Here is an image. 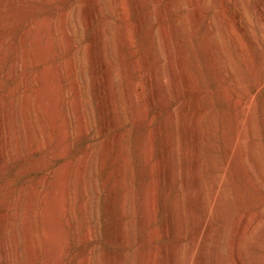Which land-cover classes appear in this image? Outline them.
Listing matches in <instances>:
<instances>
[{"label": "rangeland", "instance_id": "1", "mask_svg": "<svg viewBox=\"0 0 264 264\" xmlns=\"http://www.w3.org/2000/svg\"><path fill=\"white\" fill-rule=\"evenodd\" d=\"M9 1L11 2V0H0V125L2 124L0 144H2L1 141L3 138H6V140L2 142L6 143L7 139L9 140V143L11 142L10 144L8 142L6 143L7 146L5 145L6 147L2 150L3 155L0 158V216H2L7 211L10 213L13 212V214L15 212L14 215H20L22 213L25 214L27 210L26 203L29 201H32L31 206L33 208L40 210L41 213L43 212L44 214L46 210L45 208H47V203L50 201L49 197H51L52 195V189L54 188V184L58 179L57 176H59V174L64 171H76V168L80 164L81 159L83 158L85 153H87L90 149H94L97 154L96 159L90 166V170L91 177H94L97 182V188H95V190L97 189V191H99L96 195L97 199L99 198L97 200L98 202H96V204L93 206V220L98 222L101 221V223L99 222L100 228L98 237L94 239L93 244V246H98V244L100 245L98 246V251L100 250L99 253L97 251L98 255H103L102 253L104 252L102 251H106V253H115L118 257L122 258V260L125 259L124 264H143L142 253L148 250L147 253H149L151 260H149L147 264H167L168 257L165 255V253H163V251H165V249L167 248L169 250H174L177 248V246H179L177 249L179 252L178 254L179 257L181 256L180 259L183 260V257L184 255H186V253L182 254L181 252H183L184 250L187 252L186 249L189 248V244L195 234V223L198 219V214L197 212L195 214L194 209L192 210L191 206L187 207L186 212L188 213H186V216L188 218L187 222L189 221V223L185 224V233L182 239L179 238L176 226H170V228L167 229V223H170L173 203L176 199L177 189H180L181 180L177 182L171 179V163L170 160L163 155L161 138L156 135V133L152 135L153 143L151 142V166H149V163L147 165L143 164L142 156L147 152V149L149 151V130L152 129L150 131H153V129L156 128L159 124L160 119L166 114V112L162 113L158 107H151L149 105L150 90L146 75L144 74H146V67L149 66V58L151 56V38L153 39L154 46L155 44L157 46V48H155L156 54L159 53L157 54V56L161 58L162 64L160 63V66L162 65V69L166 68V65L164 64L166 58L164 56V49L162 46V29L164 28V26H166L168 27L169 31V27L171 26V19L167 17V3L171 2L172 5L170 4V7L174 8L177 18L183 20V18H186V15H188V11L190 8L189 6L191 4L190 1L186 2L188 5L185 3L182 7L178 5V0H146L145 2L143 1V3H139L138 0H120L118 9L121 10L118 11L115 8L114 2L112 3V0H100L101 6L104 8V10L107 9L106 13L108 15L106 27L108 33L107 37L109 36L107 42L110 43L108 44V54H110L108 56L112 58V63H114V66L117 67L118 71V73L115 75L116 77L114 76V82L117 91V103L119 104H117V111L119 113L118 116L120 120V125L118 126V128H116L115 130H110L105 134L101 133L103 129V120L97 101L98 99L97 96H95L96 93L94 91L91 79L94 65L87 53L83 59V65L85 62L84 66L87 67H84L85 73L88 74H86L88 76L86 77L88 89L87 92L84 93V97L86 98L88 104L90 131L88 134H83L78 130H74V127L76 126V115L72 112L69 104L70 101L73 100L74 95L69 93L67 94L70 87L69 83L71 77L70 75H68L69 71L65 64L66 60L69 57V53L68 50L64 47L60 46L59 48L58 46V43L60 42H58V40H60L61 38L59 37L61 36V32L60 29H58V26L55 28L52 27L55 31L54 47H56V45L58 46L55 48L54 58L52 59L50 58V56H48L49 58H47V60L44 59L42 55H40V48L42 46L40 48L38 47L39 45H42L39 44L41 42L39 41L40 29L38 27H41L42 23L47 22V20H49V17L50 19H56L63 11H69L70 13H72V11L76 8L77 10L79 9V18L70 17L71 20H69V22H72V25H78L76 26V30H74L76 28L75 26L71 30L73 38L78 43V50L83 51V48L85 47V44L87 42V45L92 44L96 25L98 23L90 27H87L86 25V22L90 15V9L88 8L89 6L86 5V3H88L90 0H24L21 3H15L13 7L9 5ZM199 1L202 6H205L203 8L205 10H208L207 16L210 18L212 23L210 25L209 21L208 25L210 34L212 36V43H214L215 40H219V33L217 25L212 21V16L215 12L213 0ZM79 3L81 4V6ZM138 5L141 6L139 7ZM71 15L72 14H70V16ZM45 17H47V20H45ZM17 20L20 22L18 23ZM122 24L125 25V33H123L124 38L122 37L123 39L118 35V30L120 29ZM189 24V27L186 28V31L182 30V39L184 43H186L185 46L188 50V53L191 54V52L197 51L196 55H198V57L195 56L194 64L196 65V71L201 78L200 85L204 86L202 88L206 94L204 95L205 98L203 99V101L205 100L204 103L206 102L205 105L207 106L208 112L215 115L212 127L214 128V130H216L218 136L216 135L217 137L214 141L212 160L218 163L217 166L222 168L227 164V156L230 148L229 146L231 145L232 141L231 138H233L235 128L239 121L238 113L241 112L242 107L246 102H249V100L252 101L251 121L248 123L246 132L249 137L250 143L252 142L251 150L253 153L255 164L257 166H254V169H252L253 167H250V169L248 168L249 174H247L243 170V166L239 159H235V161H233V163L229 166V172L227 176V188L229 190V193H227V196L229 203H232L230 204L233 213L232 223L234 226L240 215L244 213H250L251 215H253L256 211L264 212V183H262L260 179V175L264 177V87L261 88L258 92L254 90V84L251 74L248 72V70H246L243 61L238 56L237 50L231 44H229L228 41V48L230 49L231 56L232 58L235 57L233 59H237L236 61L238 63L240 72L238 74L240 75V77L239 79H236L235 75H233L234 73L232 74L231 71L227 73V84L231 87H234L232 89V93L235 95V97L232 99L229 98V96H225L220 91L219 82L215 77L214 71L208 66L205 53L203 51L204 25H202L199 21L192 23L191 25ZM13 25L17 28V32L13 33L11 31L13 29L12 27H14ZM26 29H29L30 31ZM25 34H27V37H25ZM82 35L83 37H81ZM22 36L24 37V39H26L24 40ZM5 38H8V41H5ZM78 39L80 40L78 41ZM56 40L58 43L56 42ZM26 50H28L29 52L27 53L29 55L27 64L29 65H27V67H25L23 71L18 73V75L13 77L12 75H10L11 71L9 72V70H11V64H13L16 60H20L22 57V53L27 52ZM158 50H160L161 52ZM19 54H21V57ZM30 57H32L33 59ZM30 59L32 62L29 61ZM51 61H54V63L57 64L59 62V64L63 67H61L62 69L60 72V75L61 73H63V77L60 76V78L62 79V83H60L61 87L59 96L61 98V104H59V106H61L62 110L69 113V115L71 116V126L69 128V136L67 137V139H63V136L60 132V126L62 125V116L58 115V117H53L48 106L44 103L43 99H41L43 98L41 96H43L44 94V88L42 87H47V83H45L46 81L44 79L42 80V74L46 66H48ZM35 62L36 64H34ZM132 66L135 68V72L132 75V82L138 87L135 89V91L137 89H139L138 91L141 90V92L133 91V94L137 96H133L134 101L136 102L135 104H138L139 107L138 108L135 105L134 107H132L134 110L133 112H136V115L131 112L132 110H130V106L128 104V85L124 80V75H122ZM32 72L37 73V75L41 77L37 84L36 94L41 93L40 95H37L38 104H40L38 105V111H42V114H39L40 116H44H41L42 121H40V123H38L37 121L38 130L36 133H33L31 135L32 137L30 142L28 141V135L24 130V119L20 118L19 114L13 115L12 109L16 105H19L18 107H15L16 110L19 111L23 103L22 99H19L20 96V98H22L23 94L22 87L19 86V83L21 81L19 79H21L23 76L25 77L33 74ZM127 72L125 74H127ZM261 74L264 75V71ZM18 86L20 89L18 88ZM129 86L132 87V84ZM41 89L43 90V92ZM13 91L15 92L13 93ZM190 96L191 94H188V98L186 97V99H190ZM171 97L173 99V109H175L176 107H178L182 98L177 99L176 91L171 92ZM40 100L42 102H40ZM190 104L191 112H194V102L193 104L192 102ZM46 107L48 108V112L45 111L47 110ZM175 111H177L176 113L178 115V118L183 115L181 109L176 108ZM5 115H7L8 118L7 120H5V122H3ZM136 116H138L139 119ZM20 119H22L23 121ZM37 133L42 134L38 135ZM118 134H120V141L122 143L120 149L123 150V154L121 153V164L117 161L113 162V153L115 151L117 152V150L119 149L117 142L114 149L110 148L109 150H107V145L105 147V141H107L108 139H112L113 136L116 137ZM34 136L36 137L34 138ZM147 139L148 141L146 142ZM47 141L49 144L47 143ZM249 148L250 146L246 145V149ZM176 150V152L174 153V158L172 160L174 162L179 161L178 163L176 162L177 164H179L178 166L176 164V166L178 168H181V142L180 148H176ZM177 154H179V156ZM147 155L149 157V154ZM202 163L205 164L204 158L202 160ZM125 167L126 169H124ZM210 169H213L214 173L219 172V170L215 169L213 165L210 166ZM111 170H115L114 181L117 179L114 190V200H112V195L109 191V186L107 183V180L112 172ZM202 170L204 171V168ZM203 171L201 172V174H203L201 176L202 178H204V183L207 178V172L205 171L203 173ZM124 174L127 176L128 180L127 188H125L119 180L121 176H124ZM153 177L156 178L157 182H155L154 187L152 188L153 192L151 191V193H149V182ZM205 185L206 183H204V186ZM73 186H76L74 187L75 189L79 185L76 183L75 185L73 184L72 187ZM207 186L208 185H206V187ZM204 190H206L204 192V196H206V198H204L206 200L208 198L207 196L209 187L208 189L204 188ZM34 191H37L38 195H41L43 197L42 201L32 199ZM109 196L111 198H109ZM109 199H111L112 201H110ZM38 203L40 205H37ZM112 203L114 204V206ZM123 203L125 204L124 209L127 216L126 227H128L126 245L113 240L114 230L112 223H114L118 219L120 211L119 209H121V205H123ZM43 204H45L46 207ZM39 206H41L42 208H40ZM74 206L75 205L70 206L69 208L70 213H73L74 216L76 214L77 218L74 219L72 224L68 225V228H70L68 250L64 251L61 258L59 259L54 258V256L53 258H51L52 254L48 253L47 251L45 252V250H47L45 249L46 246L44 248V245H46V243H44V241H41L42 244L39 245L36 251V256H39L38 258L35 257L37 260V264H81L86 251L88 252V248L85 247V244L82 245L77 242L78 240L76 238V234H74V228L76 227L75 225H80L82 227L81 231L83 230L81 233H84L87 230V226L89 224L83 217L82 213L79 212V208ZM9 207L13 209L9 210ZM145 209L150 213L145 211ZM44 215L43 216L46 219V214ZM113 215L115 216L113 217ZM16 217L18 221L22 218L21 215ZM44 217H41V219L43 218L42 222L44 221L43 223L45 224L46 220L44 219ZM145 217H147L149 220L148 226L143 225V219ZM215 218L216 226L218 227L220 225V220L216 216ZM110 223L112 226L110 225ZM17 236L18 239L20 238L19 240H17L19 242V244H17V249L18 253L20 254V257L18 256V264H28L27 253L24 249L25 242L23 239V235L18 232ZM40 237V240H42V235ZM244 242H246L244 243L245 246L247 245L246 247H248L247 241L244 240ZM252 243L254 244L253 252L245 253V264H264V242L259 243L253 241ZM213 244L214 237H211V239L209 240V246H213ZM150 253L152 254V256L150 255ZM155 253L158 254V256H155ZM49 258H51L52 260ZM158 259L160 260V262ZM252 260L255 263H253ZM150 261L153 263H151ZM209 264H214L212 259H210Z\"/></svg>", "mask_w": 264, "mask_h": 264}, {"label": "bare ground", "instance_id": "2", "mask_svg": "<svg viewBox=\"0 0 264 264\" xmlns=\"http://www.w3.org/2000/svg\"><path fill=\"white\" fill-rule=\"evenodd\" d=\"M23 1L24 0H11V2L9 1L10 2L9 5L13 7L15 3H21ZM143 1L145 2L146 0H138L139 3H143ZM187 1H190L191 4L189 6L190 7L189 11L187 10L188 15H186V18L184 17L183 20L177 18L174 8L170 7L171 2L167 3V8H166L167 17L171 19V23H170L171 26L169 27L170 32L168 31V27L166 26H164V28L162 29L163 33L161 32L163 35L162 46L164 49V56L166 58L165 59L166 61L164 63L166 65L165 69L161 68L162 65L160 66V63L162 64V62H161V58L157 56V54L159 53L156 54V50H155V48H157L156 44L154 46L153 39L151 38L150 40L151 56L149 58V66L146 67V74H144L146 75L147 83L149 85V90H150L149 105L151 107H158L162 113L166 112V114L160 119L159 124L157 125L156 128L153 129V131H150L152 129L149 130V151L148 149L146 150L149 153L147 152L144 153L142 156V160H143V164L147 165L149 163V166H151L150 158L152 157L151 156L152 155L151 144L153 143L152 135L156 133V135H158L161 138L163 155L166 158H168L171 163V174H172L171 179L177 182L181 180L180 189L179 188L177 189L176 199L173 203V208L170 216V223H167L168 224L167 229H169L170 226L173 227L176 226L177 233L179 234V238L182 239L185 233V224L189 223V221L187 222L188 218L186 216L187 215L186 213H188L186 212L187 207L191 206L192 207L191 209L192 210L194 209L195 214L196 212L198 214V219L196 220L195 223L196 224L195 234L189 244V248L186 249L187 252L184 249H183L184 251L181 252L182 254L186 253L184 257L182 256L183 260L180 259L181 256L179 257L178 254L179 252L177 249L179 246H177V248L174 250H169L167 248L165 249V251H163V253H165V255L168 257L167 264H209L210 259H212L214 264H245L244 261V255H246L245 253L253 252L254 244L252 242L253 241L259 243L264 242V212L256 211L255 214L253 215H251L250 213H244L240 215L236 224L233 226L232 223L233 213L231 209L232 203L231 202H230L231 204L229 203L227 196V193H229L228 192L229 190L227 188V180H228L227 176L229 172L228 171L229 166L230 164L233 163V161H235V159H239V161L243 166L242 167L243 170L247 174H249L248 168L250 169V167H253L252 169H254V166H257L255 164V160L251 150L252 142L250 143L249 137L246 132L248 123L251 121L252 101L249 100V102H246L243 105L241 112L238 113L239 121L235 128L233 138L230 137L232 139L231 145L230 144H229L230 146L228 145L230 148L229 151L227 150L228 156L226 155L227 164L221 168L217 166L218 164L217 162H214L212 160L214 141L216 140V137L218 135L216 133V130H214V128L212 127V123L215 119V115L213 113L208 112L207 106L205 105L206 102L204 103L205 100L203 101V99L205 98L204 95L206 94L202 88L204 86L200 85L201 78L199 77V74L196 71L197 70L196 65L194 64L195 56L198 57V55H196L197 51L191 52V54L188 53V50L186 49L185 46L186 43H184L182 39V33H183L182 30L186 31V28L189 27L188 26L189 23L192 24L197 21H199L202 25H204L203 51L205 53L208 66L214 71L215 77L219 82L220 91L225 96H229V98L232 99L235 97V95L232 93L233 92L232 89L234 87H231L227 84V73L231 71L232 74L234 73L233 75H235L236 79H239L240 77V75L238 74L240 72L238 68V63L236 61L237 59L236 60L233 59L235 57L232 58L230 49L228 48L229 44H231L237 50L239 58L243 61L246 70H248V72L252 76L254 90L258 92L261 88L264 87V75L261 74L264 71V0H213L215 12L214 15L212 16V21L217 25L218 33H219V37H218L219 40L218 39H217L218 41L215 40L214 43H212V36L210 34L209 25H208L209 21H210V25L212 24L210 18L207 16L208 10H205L203 8L205 6H202L199 0H178L177 2L179 6L183 7L184 6L183 4H185ZM113 2L115 8L118 11L121 10L118 9L120 0H112V3ZM86 5H88L89 6L88 8L90 9L89 10L90 15L88 17V20L87 22L85 21L87 27L94 26L96 23H98L96 25L95 35L92 44L87 45L88 43L87 42L85 44V47L83 48V51L78 50V43L77 41H75L71 33V30L74 28L75 25L74 24L72 25V22H69V20H71L70 17L79 18L78 17V15H80L78 11L79 9L77 10L76 8L75 10L72 11V13H70L69 11H65V12L63 11L62 13L60 12L61 14L59 13L60 14V16L58 15L59 17L56 16L57 17L56 19L53 17L55 20L50 19V17L49 20H47L46 19L47 17H45V20H47V22L42 23L41 27H38L40 29L39 41L41 42L39 44H42L39 45L38 47L40 48L42 46L40 48L41 49L40 55H42V57L46 60L47 58H49L48 56H50V58L52 59L54 58L55 56L54 51L55 48L58 46L59 48L60 46H62L68 50L69 57L66 60L65 64L69 71L68 75H70L71 80L69 83L70 87L67 94L69 93L74 95L73 100L71 101L69 100L70 103L69 102L68 103L70 104V108L72 112L76 115V126L74 127V130H78L83 134H88L90 131L88 104L86 98L84 97V93L87 92L88 89V84L86 79V77H88L87 76L88 74L85 73V69H84L85 62L83 65V59L87 53V55L92 60L94 65V68L92 66L93 71H92L91 79H92V85L94 91L96 93L95 96H97L98 99L97 101L99 104V109L103 120V124H102L103 129L101 133L105 134L110 130H115L120 125V120L118 116L119 113L117 111L118 108L117 93H116L117 91L114 82V78L116 77L115 75L118 73V71H117V67L114 66V63H112V58L108 56L110 55L108 54V47H109L108 44L110 43L107 42V39L109 37V36L107 37L108 33L106 30L107 20H108V15L106 13L107 9L104 10V8L101 6L100 0H90L88 3H86ZM138 6L140 7L141 5ZM70 14H72L73 16L72 15L70 16ZM17 22L19 23L20 21L17 20ZM57 26L58 29H60L61 36L59 37L61 38L60 40H58V42L60 41L59 43L56 40L58 46L56 45V47H54L55 31L53 30V28ZM12 28L13 29L11 31L13 33L17 32V28L15 26ZM76 29L77 27L74 30ZM124 29H125V25L122 24V26L118 30L119 32L118 35L120 38L122 37L124 38L123 35V33H125ZM25 35H26L25 37H27V34ZM81 37H83V35ZM79 40L80 39H78V41ZM5 41H8V38H5ZM26 51L27 52L22 53V57L21 54H19L21 57L20 60H16L13 64H11L12 66L9 72L11 71L10 75H12L13 77L18 75V73L23 71L25 67L29 65L27 64L29 58L28 57L29 55L27 53L29 52L28 50ZM29 61H31V59ZM54 61H51L43 71L42 80L44 79L46 81L45 83H47V87L45 86L42 87L44 88V94L42 93L43 96L41 97L43 98L41 99H43L44 103L48 106L50 113L53 117H58V115L62 116V120H61L62 125L60 126L61 127L60 132L61 135L63 136V139H67V137L69 136V128L71 126V116L69 115V113L62 110L61 106H59V104H61V98L59 96V91L61 87L60 83H62L61 82L62 79L60 78V76L63 77L62 76L63 73H61L60 75V72L63 67L59 64V62L57 64L54 63ZM36 62L34 64H36ZM127 71H126L127 74H125L126 73L125 72L122 75H124V80L128 85V90H127L129 94L128 104L130 106V110H132L131 112H133L134 110L132 107H134V105L138 107V104L136 105L135 104L136 102L134 101V97L136 95L133 94V91H135V89L138 87L132 82L133 80L132 75L135 72V68L132 66ZM40 79L41 77H39L37 73H33L25 77L23 76L21 79H19L21 80L19 86L22 87L23 90L22 98H20L21 96L19 95L20 96L19 99H22L23 103L19 111H17L15 108L16 106L17 107L19 106L16 105L17 103L15 104L16 106L12 109L13 115L19 114L20 118L24 119L25 121L24 130L27 133L28 135L27 138L29 139L28 141L30 142L32 137L31 135L33 133H36L38 130L37 121L38 123H40V121H42L41 116H44V115L40 116L39 113H41L42 111L41 112L38 111V107H39L38 105L40 104H38L37 95H40L41 93L36 94L37 84ZM131 84L132 87L129 86ZM138 90L139 89H137L136 91ZM172 91H176L177 99L182 98L180 100L178 107H176L181 109L183 112V115H181V117L179 118L176 113L177 111H175L176 108L173 109V99L171 97ZM14 92L15 91H13V93ZM138 92H141V90ZM188 94H191V96L190 99L187 100L186 97ZM40 102L42 101L40 100ZM191 102L192 104L194 102L195 105L194 112H191V107H190ZM48 108L45 111L48 112ZM134 114L136 115V112ZM136 117L138 118V116ZM7 118L8 116L5 115L3 122H5ZM0 133H2V124L0 125ZM119 135L120 134H118L116 137L113 136L112 139H108L107 141H105L106 142L105 147L107 145L108 148L107 150H109L110 148L114 149L115 144L117 142L119 149L117 150V152L115 151L113 153L114 154L113 162L117 161L120 162L121 164L122 162L121 153L123 150L120 149L122 143L120 141ZM35 137L36 136H34V138ZM4 140H6V138L2 139V141ZM2 141H1L2 144H0L1 146L0 158L3 155L2 150L7 146L6 143L7 142L9 143L8 139L6 143ZM147 141L148 139L146 140V142ZM180 142L182 149V152H180L182 153L181 155L182 167L178 168L177 166L179 164L177 163L179 161L178 162L176 161L177 162L176 163L172 159L174 158V153L177 151L176 148H180ZM246 145L250 146V148L246 149ZM96 154L97 153L94 149H90L87 153H85V155L81 159V162L76 168V171L74 172H71L69 170L64 171L61 174H59V176H57L58 179L54 184L55 185L54 188L52 189V195L51 197L48 196L50 198V201L48 200L49 202L47 203V208H45L46 210L44 212V214H46V219L44 217L45 215L43 214V212L41 213L40 210H37L36 208H33L31 206L32 201H29L27 203L24 202L26 203L27 210L25 214L22 213L23 216L22 214H20L22 217L21 220H19L20 222L16 217L20 215L19 214L14 215L15 212L13 214V212L10 213L7 211L3 215L1 214L2 216H0V264H18V260H19L18 256L20 257V254L18 253V249H17L18 248L17 244H19L17 240L20 239V238L18 239L19 235L17 236L18 232H20L23 235V239L25 242L24 249L27 253L28 264H37V260L35 258L37 257L36 251L39 245L42 244L41 241H44V243H46V245H44V248L46 246L45 249H47L45 250V252L47 251L48 253H51L52 255L48 254L52 256L51 258H53V256L54 258H58V259L61 258L63 252L67 251L69 248L70 228H68L69 227L68 225L72 224L74 219L77 218V215L75 214L74 216V214L70 213L69 210L70 206L73 205L79 208V212L82 213L83 217L89 224L87 226L88 228L86 227L87 230L84 233H81L83 230L81 231L82 227L80 225H75L76 227L74 228L75 229L74 234H76V238L78 240L77 242H79L82 245L85 244V247L88 248L87 249L88 252L86 251V254L84 255L81 261V264H124L125 259L122 260V258L118 257L115 253H110V252L106 253V251H102L105 254L101 252L103 255H98L100 251V250L98 251V246L100 245L98 244V246H93L94 239L98 237L99 228H100L99 222L101 223V221L98 222L93 220L94 219L93 206L96 204V202H98L97 200L99 198L97 199L96 195L97 192L99 191H97V189L95 190V188H97L96 186L97 182L96 179H94V177L93 178L91 177L90 166L93 163V161L96 159ZM147 154H149V157ZM177 155L179 156V154ZM203 158L205 159V164L202 163ZM212 165L214 166L215 169H218L219 172L214 173L213 169H210V166ZM203 168L204 171L202 170ZM124 169H126V167ZM202 171L203 173L205 171L207 172L206 173L207 178L204 181V183L208 185L207 187L206 185L204 186L203 183L204 178H202L201 176L203 175L201 174ZM114 173L115 170L112 171L111 174L109 173L110 176L108 180L106 178L109 186V191L112 195V200H114L115 198L114 190L117 181V179L114 181V175H115ZM260 179L262 183H264V177L260 175ZM119 180L121 181V183L125 188L128 187V180L125 174L123 177L121 176ZM155 182H157L156 178L153 177L149 182V189H148L149 193H151ZM76 183L79 186L74 189V187L76 186L72 187V185L73 184L75 185ZM208 187H209V192L207 196L208 198L205 200L206 196H204V192L206 190H204V188L208 189ZM109 198L111 197L109 196ZM32 199L42 201L43 197L41 195H38L37 191H34ZM109 200L112 201L111 199ZM37 205L40 204L38 203ZM43 205L45 206V204ZM124 205L125 204L123 203V205H121V209L118 208L120 210V211L118 210L119 217L112 224L114 230L113 240L116 242H121L126 245L127 236H128L127 233L128 227H126L127 216H126V211L124 209ZM39 207L42 208L41 206ZM10 209L13 208L9 207V210ZM146 209L145 211H147ZM114 216L115 215H113V217ZM215 216L220 220V225L218 227L216 226ZM41 217H44V219L46 220L45 224L43 223L44 221L42 222L43 218L41 219ZM148 224H149V220L147 217H145L143 219V225L148 226ZM41 235L43 237L42 240H40ZM211 237H214L213 246L212 245L209 246V240L211 239ZM244 240L247 241L248 247H246L247 245L245 246L244 243L246 242H244ZM147 251L148 250L142 253L143 264H147L149 260H151L149 253H147ZM151 253L150 255L152 256ZM163 253H162V257H163ZM156 255L158 256V254L155 253V256ZM253 263L255 262L253 261Z\"/></svg>", "mask_w": 264, "mask_h": 264}]
</instances>
